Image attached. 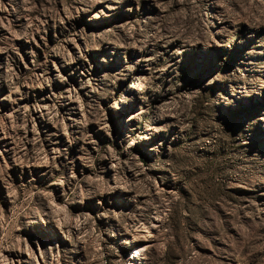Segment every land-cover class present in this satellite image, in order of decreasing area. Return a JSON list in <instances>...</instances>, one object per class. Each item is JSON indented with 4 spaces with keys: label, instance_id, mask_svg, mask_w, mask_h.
Listing matches in <instances>:
<instances>
[{
    "label": "rangeland",
    "instance_id": "obj_1",
    "mask_svg": "<svg viewBox=\"0 0 264 264\" xmlns=\"http://www.w3.org/2000/svg\"><path fill=\"white\" fill-rule=\"evenodd\" d=\"M0 264H264V0H0Z\"/></svg>",
    "mask_w": 264,
    "mask_h": 264
},
{
    "label": "bare ground",
    "instance_id": "obj_2",
    "mask_svg": "<svg viewBox=\"0 0 264 264\" xmlns=\"http://www.w3.org/2000/svg\"><path fill=\"white\" fill-rule=\"evenodd\" d=\"M148 233V232H147ZM149 235V234H148ZM146 236V235H145ZM150 238V237H149ZM146 241V240H145ZM149 242V241H148ZM150 246V245H149ZM146 247H140L138 248V250L136 251V253H141V251L145 250ZM152 248V247H151Z\"/></svg>",
    "mask_w": 264,
    "mask_h": 264
}]
</instances>
